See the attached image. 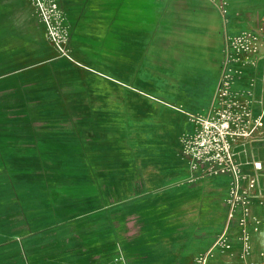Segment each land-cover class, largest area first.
Segmentation results:
<instances>
[{"label": "crops", "instance_id": "crops-1", "mask_svg": "<svg viewBox=\"0 0 264 264\" xmlns=\"http://www.w3.org/2000/svg\"><path fill=\"white\" fill-rule=\"evenodd\" d=\"M59 8L71 34L70 52L82 64L73 67L79 77L76 83L69 80V104L81 107L74 111L85 130L95 123L96 137L124 145L101 147L96 165L101 174L62 183L53 199L95 203L99 264H191L224 226L230 178L187 181L180 137L193 128L187 113L209 109L225 34L260 33L264 0H59ZM261 42L254 65L232 85L262 122L251 139L234 145L242 171L257 176L258 195H264ZM261 199H251L259 219L251 234L256 264H264ZM43 222L33 221L32 229ZM237 232L232 223L234 252L239 250ZM211 264L245 263L217 256Z\"/></svg>", "mask_w": 264, "mask_h": 264}, {"label": "rangeland", "instance_id": "rangeland-1", "mask_svg": "<svg viewBox=\"0 0 264 264\" xmlns=\"http://www.w3.org/2000/svg\"><path fill=\"white\" fill-rule=\"evenodd\" d=\"M47 2L0 0V264H99L95 203L54 193L99 176L97 151L124 142L96 137L95 123L85 130L81 107L69 104L81 63L51 42ZM37 219L44 222L32 229Z\"/></svg>", "mask_w": 264, "mask_h": 264}, {"label": "built area", "instance_id": "built-area-1", "mask_svg": "<svg viewBox=\"0 0 264 264\" xmlns=\"http://www.w3.org/2000/svg\"><path fill=\"white\" fill-rule=\"evenodd\" d=\"M221 10L226 12L222 5ZM41 14L53 45L63 56L72 60L69 27L59 8V0H48L46 6L41 8ZM224 20L227 22L226 18ZM259 31L258 34L247 31L239 35L225 34L219 76L209 109L205 113H187L193 128L180 137V154L190 171L187 181L195 182L219 175L230 178L224 226L211 245L193 257L191 264H211V260L217 256L237 257L245 264H256L253 261L251 234L258 230L259 219L252 212L251 199L261 197L259 203L264 204V195L254 193L258 185L257 176L242 171L234 145L238 141L251 139L262 122L260 117L253 115L249 101L241 99L232 90V85L248 65H254L253 55L262 46L264 27H260ZM254 167L260 168V164L254 163ZM232 223L238 229L235 235L238 252H234L230 236Z\"/></svg>", "mask_w": 264, "mask_h": 264}]
</instances>
